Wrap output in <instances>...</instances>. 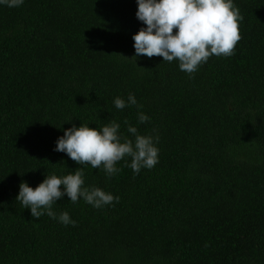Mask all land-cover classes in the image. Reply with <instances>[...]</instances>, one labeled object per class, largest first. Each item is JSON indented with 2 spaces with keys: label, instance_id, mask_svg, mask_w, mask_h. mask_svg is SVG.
<instances>
[{
  "label": "trees",
  "instance_id": "obj_1",
  "mask_svg": "<svg viewBox=\"0 0 264 264\" xmlns=\"http://www.w3.org/2000/svg\"><path fill=\"white\" fill-rule=\"evenodd\" d=\"M233 3L235 54L191 77L178 61L134 57L137 0L0 4V264H264V0ZM129 93L137 105L117 109ZM125 120L159 137L154 168L135 174L126 157L109 178L54 150L73 125L115 121L134 141ZM79 167L84 187L119 201L65 195L52 210L76 222L66 226L16 200L22 181L35 189Z\"/></svg>",
  "mask_w": 264,
  "mask_h": 264
},
{
  "label": "clouds",
  "instance_id": "obj_2",
  "mask_svg": "<svg viewBox=\"0 0 264 264\" xmlns=\"http://www.w3.org/2000/svg\"><path fill=\"white\" fill-rule=\"evenodd\" d=\"M24 0H0L8 7H19ZM136 17L146 27L133 35L135 56L162 57L165 62H179V69L190 77L212 56L231 57L242 39L240 21L243 15L233 0H137ZM175 30V31H174ZM117 109L137 105L134 94L129 93L127 102L116 97ZM149 117L138 113V122L146 123ZM128 125L127 131L135 136L131 140L120 133V124L113 121L102 129L88 125H73L64 130L56 142L55 151L64 152L79 165L102 168L111 178L121 171L117 163L131 158L129 166L135 174L141 168L152 169L159 163L158 136L141 135L135 126ZM83 168L64 176L47 175L35 189L21 182L16 200L23 208H30L34 218L45 213L64 225H75L68 212L57 217L52 206L65 195L76 203L83 199L99 209L118 202L119 197L99 187H84ZM63 186V188L61 187Z\"/></svg>",
  "mask_w": 264,
  "mask_h": 264
}]
</instances>
